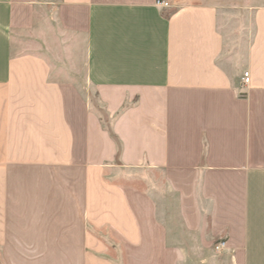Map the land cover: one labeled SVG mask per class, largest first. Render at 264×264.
Here are the masks:
<instances>
[{
    "label": "crops",
    "instance_id": "obj_1",
    "mask_svg": "<svg viewBox=\"0 0 264 264\" xmlns=\"http://www.w3.org/2000/svg\"><path fill=\"white\" fill-rule=\"evenodd\" d=\"M170 5L0 0V264H264V0Z\"/></svg>",
    "mask_w": 264,
    "mask_h": 264
},
{
    "label": "built area",
    "instance_id": "obj_2",
    "mask_svg": "<svg viewBox=\"0 0 264 264\" xmlns=\"http://www.w3.org/2000/svg\"><path fill=\"white\" fill-rule=\"evenodd\" d=\"M157 5L164 8V9H168L170 8V0H157ZM244 83L245 84H249L250 83V78H249V73H245L244 74ZM225 246V242H219L218 244H216L215 246V250L220 252L222 251V249Z\"/></svg>",
    "mask_w": 264,
    "mask_h": 264
},
{
    "label": "rangeland",
    "instance_id": "obj_3",
    "mask_svg": "<svg viewBox=\"0 0 264 264\" xmlns=\"http://www.w3.org/2000/svg\"><path fill=\"white\" fill-rule=\"evenodd\" d=\"M240 32H241V30H240Z\"/></svg>",
    "mask_w": 264,
    "mask_h": 264
}]
</instances>
